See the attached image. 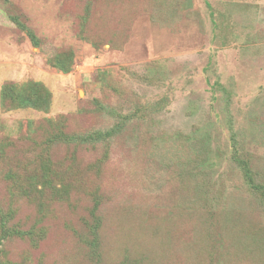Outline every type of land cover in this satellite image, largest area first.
Masks as SVG:
<instances>
[{"label": "rangeland", "instance_id": "rangeland-1", "mask_svg": "<svg viewBox=\"0 0 264 264\" xmlns=\"http://www.w3.org/2000/svg\"><path fill=\"white\" fill-rule=\"evenodd\" d=\"M235 151L264 185V0H0V264H97L93 211L98 264H264Z\"/></svg>", "mask_w": 264, "mask_h": 264}, {"label": "trees", "instance_id": "trees-1", "mask_svg": "<svg viewBox=\"0 0 264 264\" xmlns=\"http://www.w3.org/2000/svg\"><path fill=\"white\" fill-rule=\"evenodd\" d=\"M15 23L18 24L20 28L23 30H26L27 35L29 36L32 44L34 47H39L40 41L36 37L35 33L27 28L26 26L20 24L17 22L16 19L13 20ZM14 84H10L9 86L5 84L3 87L2 91V98H4L3 102H6L8 100L7 98V89L8 87H12ZM12 99V98H11ZM13 102L15 103V100L18 101V99H12ZM16 101V102H17ZM32 101L28 99L27 97H21L20 101V106L22 107H30L32 105ZM115 133V130H110V132L107 133H101V132H96L90 135H81V140L82 141H92V140H101L105 139L107 137L112 136ZM75 138V137H73ZM74 140V139H73ZM234 160L237 162L241 170L243 171L244 178L247 182V185L249 186L250 190L252 193L255 195L256 200L260 203V206L264 208V185L261 184L259 181H257L256 176H255V170L253 167L250 165V161L243 159L237 151L234 152ZM93 222L91 224H88V230L90 232V237L87 239V245L90 247L92 250L94 256L97 258V264L100 261V230L102 227V218H99V216H96L95 211H93ZM7 221V224H6ZM8 221H9V213L6 216H1L0 218V246L3 244V241L8 240L10 236L20 234L22 231L18 227H9L8 226ZM2 249H0V255L2 253Z\"/></svg>", "mask_w": 264, "mask_h": 264}]
</instances>
